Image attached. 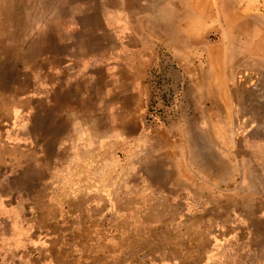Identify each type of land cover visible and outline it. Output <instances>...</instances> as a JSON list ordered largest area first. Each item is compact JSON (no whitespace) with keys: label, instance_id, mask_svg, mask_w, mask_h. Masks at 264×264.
Instances as JSON below:
<instances>
[{"label":"rangeland","instance_id":"1","mask_svg":"<svg viewBox=\"0 0 264 264\" xmlns=\"http://www.w3.org/2000/svg\"><path fill=\"white\" fill-rule=\"evenodd\" d=\"M0 264H264V0H0Z\"/></svg>","mask_w":264,"mask_h":264},{"label":"flooded vegetation","instance_id":"2","mask_svg":"<svg viewBox=\"0 0 264 264\" xmlns=\"http://www.w3.org/2000/svg\"><path fill=\"white\" fill-rule=\"evenodd\" d=\"M245 26L243 24H239L236 28H234L233 30H235V33H234V37H233V41L234 43L237 41V40H240L242 39V37L245 36V33H246V30H245ZM247 74V73H246Z\"/></svg>","mask_w":264,"mask_h":264}]
</instances>
